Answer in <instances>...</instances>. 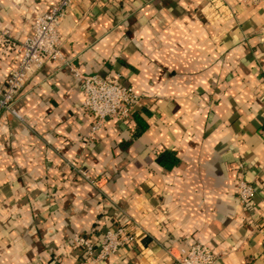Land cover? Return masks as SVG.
Returning a JSON list of instances; mask_svg holds the SVG:
<instances>
[{
	"label": "crops",
	"instance_id": "1",
	"mask_svg": "<svg viewBox=\"0 0 264 264\" xmlns=\"http://www.w3.org/2000/svg\"><path fill=\"white\" fill-rule=\"evenodd\" d=\"M58 1L0 0V264H175L192 243L215 264H264V4L74 0L63 59L9 111L15 47ZM75 71L117 79L140 106L90 140ZM241 177L255 186L247 205ZM118 225L137 242L103 262L72 245Z\"/></svg>",
	"mask_w": 264,
	"mask_h": 264
},
{
	"label": "built area",
	"instance_id": "2",
	"mask_svg": "<svg viewBox=\"0 0 264 264\" xmlns=\"http://www.w3.org/2000/svg\"><path fill=\"white\" fill-rule=\"evenodd\" d=\"M74 0H59L48 13L36 15L32 19V32L16 49V68L10 74L5 88L1 106L11 110L12 104L24 84L34 72L41 70L47 64L63 59L61 53L62 34L61 24L66 16L67 9ZM124 3L127 0H115ZM252 4H264V0H245ZM216 9H226L221 0H211ZM4 32L3 37H8ZM83 83V108L92 119L90 140L104 129L110 119L128 120L137 110L142 101L131 87L123 86L117 79L99 77L95 75H81L75 71ZM255 194V186L240 178L236 186V197L240 204L247 205ZM137 242L136 231L128 225H118L103 232L96 244L87 236L76 235L72 240L73 247L91 262H103L118 253L122 248L134 245ZM218 256L206 245L192 243L187 248L179 250L174 256L175 264H215Z\"/></svg>",
	"mask_w": 264,
	"mask_h": 264
},
{
	"label": "trees",
	"instance_id": "3",
	"mask_svg": "<svg viewBox=\"0 0 264 264\" xmlns=\"http://www.w3.org/2000/svg\"><path fill=\"white\" fill-rule=\"evenodd\" d=\"M165 158V155L163 156ZM167 165L172 166L176 163L175 158L172 155L166 154Z\"/></svg>",
	"mask_w": 264,
	"mask_h": 264
}]
</instances>
